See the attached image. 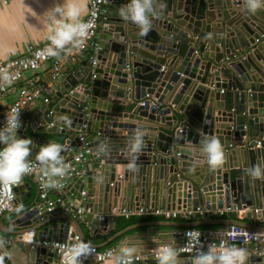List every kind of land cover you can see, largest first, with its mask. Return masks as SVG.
Listing matches in <instances>:
<instances>
[{"label":"water","instance_id":"obj_1","mask_svg":"<svg viewBox=\"0 0 264 264\" xmlns=\"http://www.w3.org/2000/svg\"><path fill=\"white\" fill-rule=\"evenodd\" d=\"M128 2L104 4L99 64L81 62L49 102L37 107L35 116L27 115L30 123H22L18 130L19 138L33 140L30 160L35 161L40 146L49 142L65 146L63 158L83 144L92 154L85 175L70 181L59 196L41 200L39 192L28 188L33 201L25 205L21 199L24 211L16 214L15 236L33 232L36 241H63L72 228L90 242L83 229L86 224L102 241L103 232L113 230L117 235L118 214L113 210H131L134 203L189 213L195 222L182 228L215 223L264 232L261 224L244 222L254 216L264 219V180L247 175L248 168L264 165V11L248 14L242 11V0H165L167 8L152 18V30L140 36L118 15ZM138 126L146 135L136 161L138 171L133 172L125 167L129 163L125 149ZM45 134L58 137L45 139L41 136ZM204 136H218L224 147L226 163L215 172L198 163ZM101 143L110 147V155H95ZM193 166L195 171H190ZM24 187L16 188L17 198ZM49 202L54 203L51 211ZM226 208L236 211L239 220L198 221L201 212L213 217ZM162 233L153 224L138 235L124 232L112 243L122 239L117 252L123 242L139 238L145 247L141 253L150 255L135 264H157L151 255L157 246L153 237H159L158 242L174 237L179 248L185 235L182 229L172 236ZM19 248L18 264H60L47 248L30 244ZM10 250H0L7 253L3 264H14ZM181 256L188 264L191 255ZM249 264H264V258L249 256Z\"/></svg>","mask_w":264,"mask_h":264},{"label":"clouds","instance_id":"obj_2","mask_svg":"<svg viewBox=\"0 0 264 264\" xmlns=\"http://www.w3.org/2000/svg\"><path fill=\"white\" fill-rule=\"evenodd\" d=\"M166 8L165 0H129L118 9V15L123 21L134 25L140 36H147L153 27L152 18L162 14ZM242 11L251 15L264 11V0H242ZM86 13V0H60L40 16L44 20L46 39L49 41L45 50L48 56L59 57L61 53L83 47L89 38L90 29L94 26L92 21H83L82 17ZM206 39H212V33H208ZM0 81L11 82V77L5 69H0ZM20 113L16 108H11L6 114L4 127L0 128V190L19 185L24 176L31 174H36L43 188L62 187L60 180L65 178L70 170V165L62 155L66 151L65 146L54 142L40 146L34 157V167L30 160L33 140L19 138L17 135L22 127ZM145 135L143 127L138 126L127 143L125 152L129 163L125 167L130 171H138L136 161L144 146ZM110 152V147L103 143L94 149L98 157H106ZM198 156L202 157L198 163H206L213 172L222 169L226 163L224 147L216 136L203 137ZM190 171H195V166ZM247 175L253 180H264V165L256 164L248 168ZM0 209H9L17 215L24 211L22 204L13 208L9 200L3 197H0ZM186 236L197 237L199 233L190 231ZM235 236L234 232H217L218 243H209L207 251L198 240L190 242L189 246L196 248V254L190 258L188 264H249L248 249L230 243ZM153 241L157 243L152 249L157 264H186L181 256V249L174 243V237H169L167 242H158L159 237H153ZM5 243L0 239V250H4ZM143 250L141 239H129L119 246L112 256L111 264H135ZM94 253L95 248L91 242L83 240L59 245L62 264H83L84 259ZM6 254L0 252V264H3Z\"/></svg>","mask_w":264,"mask_h":264},{"label":"built area","instance_id":"obj_3","mask_svg":"<svg viewBox=\"0 0 264 264\" xmlns=\"http://www.w3.org/2000/svg\"><path fill=\"white\" fill-rule=\"evenodd\" d=\"M106 0H90L89 3V12L86 20L84 22L92 21L93 27L90 29L89 38L85 41L82 48L78 50H72L71 52L61 53L59 57H50L46 53V49L49 46V42L41 46H29L24 55L19 58L9 59L0 63V69H5L8 75L11 77L10 83H4L0 81V105L2 102L9 96H15L14 101L9 104L4 110L0 111V128H3L6 123V114L11 108H16L20 111V119L22 123H29L30 118L27 117L26 112L33 108L37 103H48L50 100L49 89L52 87L53 83L59 81V78L62 73V65L65 61L76 66L81 62L87 60L94 67L99 64L97 56L99 55L101 48L99 46L98 33L100 32L103 24V17L106 12L104 8ZM50 63V69L46 78H41L35 76L34 73H37L41 70L42 66ZM164 70V68L162 69ZM31 73L32 76L26 78V74ZM95 75H93V79ZM144 105V103H141ZM81 142L84 141V138L81 137ZM261 145V142H259ZM2 147V145H0ZM91 149L87 147V144H83L81 147L76 149V154L71 158H64L65 162L70 165V170L68 175L60 180L62 187L56 188H43L41 186L42 182L37 178L36 174L26 175V176H35L37 178L38 192L41 200H48L52 192H62L68 185V183L76 178H81L85 175L84 167L87 166L89 157L91 156ZM33 166L35 167V161L31 160ZM23 182H20L21 185ZM19 185H13L9 189L0 190V197L9 200V203L14 208L17 202L16 188ZM53 202H49L48 211H51ZM234 211L231 208H226L216 213L218 215H224L225 213H230ZM259 209H254V214L259 213ZM9 209H0V219L7 213H13ZM84 209H79V214H83ZM203 214V212H201ZM119 214L124 215L129 218L134 215H154V216H163L167 219H175L178 217L177 212H170L162 209H153V208H140L135 213L130 211L123 210ZM103 219V217H101ZM260 222L263 224L264 219H260ZM194 231L199 233L197 237H187L186 233ZM226 232V231H225ZM227 232H234L236 236L231 239L230 243L235 244L236 246L242 247V245L252 244L249 256H255L258 258H264V232H256L249 229H244L236 226H231L228 228ZM0 239L4 240L6 250L12 242H26L27 244L33 246H41L51 250L56 253L59 258L60 264H62L61 256L59 254V245L66 243H74L78 240H82L80 235L75 234L71 231L67 239L63 241H36L34 239V233H26L23 236H17L14 240L12 238H6L0 233ZM199 241V244L204 247V250L207 251V245L212 242L218 243L216 237L208 234L205 235V232L198 228H188L185 230L184 239L180 244L179 249L181 253L190 254L193 257L196 254V248L190 247V242ZM95 253L86 259H84L83 264H86L88 260H92L96 263H109L112 261V256L116 253L114 249L101 250L96 246ZM154 256V253L151 254ZM148 257L140 253L139 258L135 261L141 262L145 261Z\"/></svg>","mask_w":264,"mask_h":264},{"label":"crops","instance_id":"obj_4","mask_svg":"<svg viewBox=\"0 0 264 264\" xmlns=\"http://www.w3.org/2000/svg\"><path fill=\"white\" fill-rule=\"evenodd\" d=\"M60 0H0V63L3 61H7L9 59L19 58L24 55L27 51L29 46H41L49 42L46 39L47 31L44 27V20L42 17L43 14L53 5ZM89 3L90 0H86L87 4V13L82 17L83 21L86 20L89 12ZM103 26V24H102ZM100 37V33H98V38ZM99 42V40H98ZM74 68H80L79 65H72L69 62L65 61L62 65V73L59 78V81L53 83L52 87L49 89L50 95L57 92L62 83L67 80L71 72ZM50 69V63L45 64L42 66L41 70L37 73H34L35 76H39L41 78H46L48 75V71ZM31 73L26 74V78L31 77ZM212 92V91H211ZM167 97V96H166ZM15 99V96L7 97L2 104L0 105V111L4 110L9 104H11ZM218 102L214 100V104L217 106ZM39 104V105H38ZM41 102L37 103L33 108L29 109L26 112V115L35 116L37 113L36 109L39 107ZM217 113V112H216ZM216 117V116H215ZM30 123V122H29ZM26 123V124H29ZM30 129L27 130L29 132ZM126 132V130H125ZM45 139H55L58 135H51L45 134L41 135ZM218 137V136H216ZM222 141H225V137H221ZM76 154V150L72 153L67 154L64 158H70ZM84 171L86 170V165L84 167ZM122 166L117 167V174L121 173ZM37 178L35 176H24L23 182L21 185H24V189H22L23 195H20L17 198L18 205L21 204V199L25 200V205L30 204L33 201V196L29 197L28 188L33 187V192L38 193V185H37ZM19 185V186H21ZM98 188V186H96ZM62 192H52L50 197L59 196ZM165 197H167V191H164ZM111 199V195H110ZM140 208H152V207H145L142 204L137 205L136 203L133 204V208H130L131 213H135ZM153 209H160V208H153ZM115 211L117 216H115V227L112 225L111 228H115V232L117 235H113L112 231L103 232V240L98 241L93 231L90 227L86 224L83 225V229L85 231V235L87 236L88 240L93 243L94 246L98 247L101 250L107 249H116L117 243L122 239L112 243V241L124 232H128L129 235L135 234L138 235L141 232H145L147 230L148 225H155L156 228L160 232H163L160 235L172 236L174 231L181 230L185 231L187 228H182L185 225H189L194 223L195 221L191 219V215L183 210H177L173 208L170 212H177L179 215L177 218L167 219L163 216H154V215H134L130 216L129 218L125 217L124 215L119 214L120 210H113ZM123 211V210H121ZM224 215H229L228 219L232 220H239L238 213L236 211H232L230 213H225ZM223 215H218L217 213L214 214L213 217H207L206 212L199 216L198 221H205V220H218ZM232 216V217H230ZM18 216L13 213H7L0 219V233L6 238H12L13 240L17 238L15 236V232L17 231V224L16 220ZM249 221L257 222L264 226L260 222V219H257L255 216L252 219H245L244 222L250 223ZM129 222L131 224H129ZM229 227L220 224H210L204 227H200L198 229L208 232L210 235L216 237L217 232H225L228 230ZM72 231V228H71ZM27 244L26 242H12L10 245V251L14 254V264H18V259L20 258L21 250L19 247ZM181 244V243H179ZM242 247H246L250 253L251 248L246 245H242ZM143 248H145L143 246ZM116 251V250H115ZM153 252H151L152 254ZM143 254V253H141ZM146 255V254H143ZM150 254L146 255L147 257ZM13 261V259H12ZM86 264H92L90 260L86 262ZM105 264H111L105 263Z\"/></svg>","mask_w":264,"mask_h":264},{"label":"trees","instance_id":"obj_5","mask_svg":"<svg viewBox=\"0 0 264 264\" xmlns=\"http://www.w3.org/2000/svg\"><path fill=\"white\" fill-rule=\"evenodd\" d=\"M228 217H229V215H223V216H220L219 218H221V219H228ZM230 217H232V216H230ZM250 223H254L253 221H249ZM129 224H131L130 222H129Z\"/></svg>","mask_w":264,"mask_h":264},{"label":"rangeland","instance_id":"obj_6","mask_svg":"<svg viewBox=\"0 0 264 264\" xmlns=\"http://www.w3.org/2000/svg\"><path fill=\"white\" fill-rule=\"evenodd\" d=\"M39 105V104H38Z\"/></svg>","mask_w":264,"mask_h":264}]
</instances>
